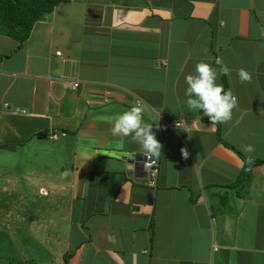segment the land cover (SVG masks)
Here are the masks:
<instances>
[{"label": "crops", "instance_id": "1", "mask_svg": "<svg viewBox=\"0 0 264 264\" xmlns=\"http://www.w3.org/2000/svg\"><path fill=\"white\" fill-rule=\"evenodd\" d=\"M201 60L231 70L222 141L186 105ZM134 105L163 145L155 171L111 132ZM230 145L264 160V0L59 1L19 46L0 33V260L264 264V162L245 176Z\"/></svg>", "mask_w": 264, "mask_h": 264}, {"label": "clouds", "instance_id": "2", "mask_svg": "<svg viewBox=\"0 0 264 264\" xmlns=\"http://www.w3.org/2000/svg\"><path fill=\"white\" fill-rule=\"evenodd\" d=\"M216 63L220 65L219 69L201 60L195 66V73L185 77L188 109L202 111L212 126L230 121L233 110L238 106V98L233 91L231 89L226 91L223 84L217 83L218 75H228L230 68L219 60ZM237 75L241 83H250L252 80V74L244 68H240ZM143 112L141 106L134 105L112 117L111 132L113 135L131 137L132 142L141 146L143 155L147 159H157L161 156L163 145L157 140L152 124L145 123ZM242 151L246 154L254 153L255 146L243 145ZM180 152L183 158H188L189 153L186 148L182 147ZM252 161V156L248 155L247 163L251 164ZM64 175L67 176L68 173L65 172Z\"/></svg>", "mask_w": 264, "mask_h": 264}, {"label": "trees", "instance_id": "3", "mask_svg": "<svg viewBox=\"0 0 264 264\" xmlns=\"http://www.w3.org/2000/svg\"><path fill=\"white\" fill-rule=\"evenodd\" d=\"M59 1L65 0H0V33L17 40L19 46L27 37L33 22L39 19L43 14L49 12ZM216 125V138L222 141L219 126L218 124ZM49 132L50 131L46 133V137L48 138H50L48 136ZM230 147L243 160L241 173H244L245 176L247 175L248 169H250L252 165L264 162V160L260 158H253L252 163L249 164L247 163L248 157L246 155L233 146L230 145ZM242 181L241 176H239L234 180V182L228 183L227 185H234L235 183Z\"/></svg>", "mask_w": 264, "mask_h": 264}, {"label": "built area", "instance_id": "4", "mask_svg": "<svg viewBox=\"0 0 264 264\" xmlns=\"http://www.w3.org/2000/svg\"><path fill=\"white\" fill-rule=\"evenodd\" d=\"M55 53L58 54L59 51L58 50H55ZM78 84L77 80H74L72 83H71V88H74L76 85ZM106 91H108V89H106ZM6 105V102H4V106ZM23 110V109H21ZM182 121L181 119L175 121L173 123V127L174 126H177L179 124H181ZM64 132H56V131H50L48 136L50 138H57L59 135H63ZM140 160H141V165L144 169H147V170H150V171H155L156 170V167L158 165V158L157 159H147L143 153L141 154V157H140ZM228 264V263H227Z\"/></svg>", "mask_w": 264, "mask_h": 264}, {"label": "rangeland", "instance_id": "5", "mask_svg": "<svg viewBox=\"0 0 264 264\" xmlns=\"http://www.w3.org/2000/svg\"><path fill=\"white\" fill-rule=\"evenodd\" d=\"M0 214H1V213H0ZM1 222H2V224L5 223V221H3V220H1ZM3 229L7 231V233H8V237L10 238V241H9V243H8V247L10 246L11 242H13V243L15 244V243H16L15 240H16V241L19 240V241L21 242V244H22L23 246H25L24 243H23L22 236H17L19 239H15V236H14L11 232H8L9 229H8L7 227H3ZM26 237H27V236H26ZM1 246H2V245H0V247H1ZM2 253H6V252H2ZM13 254H14V252H11L10 255H13ZM5 261H6V260H0V264L5 263Z\"/></svg>", "mask_w": 264, "mask_h": 264}, {"label": "bare ground", "instance_id": "6", "mask_svg": "<svg viewBox=\"0 0 264 264\" xmlns=\"http://www.w3.org/2000/svg\"><path fill=\"white\" fill-rule=\"evenodd\" d=\"M213 248H216L215 246Z\"/></svg>", "mask_w": 264, "mask_h": 264}]
</instances>
